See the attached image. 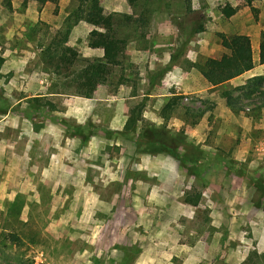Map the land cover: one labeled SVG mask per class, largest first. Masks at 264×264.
Listing matches in <instances>:
<instances>
[{
    "label": "rangeland",
    "instance_id": "374dc122",
    "mask_svg": "<svg viewBox=\"0 0 264 264\" xmlns=\"http://www.w3.org/2000/svg\"><path fill=\"white\" fill-rule=\"evenodd\" d=\"M76 5L0 0V109H12L0 145V264H264V197L254 182L264 183V106H256L264 80H254L264 74L253 75L264 71V0H191L190 10L185 0H102L105 14L118 15L123 68L93 96L106 135L98 131L94 148L74 159V142L41 139L15 112L34 94L75 90L64 77L102 57L90 33L108 28L72 25ZM236 34L249 36L254 66L213 86L197 65L220 58L222 36ZM65 46L76 52L71 65L58 59ZM140 101L144 119L184 130L206 152L203 174L115 133ZM38 137L46 152L29 159Z\"/></svg>",
    "mask_w": 264,
    "mask_h": 264
},
{
    "label": "trees",
    "instance_id": "16d2710c",
    "mask_svg": "<svg viewBox=\"0 0 264 264\" xmlns=\"http://www.w3.org/2000/svg\"><path fill=\"white\" fill-rule=\"evenodd\" d=\"M35 1L40 2V4H45L54 0ZM75 1L77 5L68 15V20H72V18L74 19L72 20V25L83 21L93 26H107L108 29L105 32L93 30L90 33L91 41L89 46L103 49V55L101 58L88 61L86 65H84L77 72H74V74L72 73L64 77L65 84H68V86L74 85L75 90L52 92L92 98L97 90V87L107 81L114 66L123 68L122 61H120V59L123 58L125 40L119 38L114 29L116 24L115 18L118 15L114 13L105 14L102 6V0ZM185 1L187 8L190 10L191 0ZM225 14L227 17L232 16L234 14V9L229 8ZM121 16L123 21L127 23L130 22L131 19L129 16ZM221 46L226 49V52L220 58H207L204 62L197 65L199 66L201 75L213 86H218L227 80L233 79L252 69L254 66L251 41L248 35L236 34L230 38L223 35L221 38ZM75 56V50L69 46H65L61 49V52H59L58 59L65 64L71 65V58H75ZM2 62L3 58L0 57V67ZM260 62L264 63V40L260 44ZM56 66H58V64ZM168 70L169 67L162 71L165 73ZM163 73L158 72V81L156 83H159V81L163 78ZM120 79L121 81H124L122 76H120ZM254 80H260L262 83L264 76L256 77ZM148 94L151 93H147L145 95ZM131 96L134 97L137 95L133 94ZM176 99V96L170 99V101L165 104L161 112L165 113L167 110L173 108L177 104ZM256 106L257 108L264 106V99ZM19 107H21V105ZM24 107L25 109H23V114H26L28 117L34 116L36 112L34 110L37 109V107L48 111L55 109V106L51 103L47 96L28 98ZM6 108L7 106L0 109V113H6ZM17 110H20V108H17ZM73 132V134L80 136L83 142H85L92 133V129L88 128L86 133L80 126H75ZM115 133L120 134L121 137L126 140L134 141L135 145L142 149V152L144 153L153 155H170L187 164L189 170L194 176H200L204 172L206 152L201 150L198 145L190 142L184 130L173 131L172 129L167 128L165 124L156 125L144 119L143 101H140V103L130 107L122 130ZM254 182L256 184L257 191H259L262 197H264L263 180L255 179ZM187 202L192 205H196L197 199L192 200V198L189 197ZM245 264H251V262L248 261Z\"/></svg>",
    "mask_w": 264,
    "mask_h": 264
},
{
    "label": "crops",
    "instance_id": "0c3cea01",
    "mask_svg": "<svg viewBox=\"0 0 264 264\" xmlns=\"http://www.w3.org/2000/svg\"><path fill=\"white\" fill-rule=\"evenodd\" d=\"M263 65L264 63L258 64V66H263ZM259 74H264V71L263 73L258 72L253 75H259ZM98 88L96 92H98V90L100 89ZM165 95L166 94H159V96H165ZM32 96H47L50 99L51 103L55 106V109L52 111H48L46 109L37 107V109L34 110L36 111L34 116L28 117L26 116V114H23V109H25L24 107L20 110H16L17 112H15V115L17 113V115H19L20 120L23 121L28 120L31 124L34 134L39 136L41 139L46 138V140L52 142L56 139V137H58L57 135L60 134L61 139L59 141L62 147L64 146L67 140H69V142L71 143L74 142L73 150L71 151L72 158L74 159L79 158L78 155L83 154L84 149L86 148H94L95 138H97V135H99L98 131H103V132L105 131L104 134L106 135V130H103L104 126H102L101 124L99 125L97 124V122L100 121L99 118H96L97 117L96 107L97 105L102 104V103H98L100 99H97L96 97L85 98L81 96L67 95L64 93L52 92L49 90L44 91L42 93L34 94ZM104 105L110 106V103ZM11 112L12 109L10 107L8 108L6 113L0 114L2 115V117H0V145L2 144V141L4 140L7 141V138L5 139L4 136L2 135V130H3L2 128H5L3 125L5 124V122H7L5 121V117L9 116ZM93 116L96 118L95 120L91 118ZM114 117L115 116H112V119ZM89 124H92L93 126ZM75 126H80L83 129V131L86 133L88 131V128L92 129V133L90 134L87 141L83 142L80 136H76L75 134H73L74 133L73 130L75 129ZM9 127L13 128L14 125H9ZM39 137L31 141L33 142V144H37V146L32 145L29 148V150L35 148V151L31 153L30 151L25 150L24 155L27 158L31 159L33 157V159L36 160L38 156L42 157V155L46 152L44 143L40 140ZM9 146L10 145L8 143V147Z\"/></svg>",
    "mask_w": 264,
    "mask_h": 264
}]
</instances>
